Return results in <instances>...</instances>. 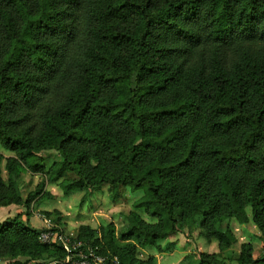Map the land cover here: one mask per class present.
Instances as JSON below:
<instances>
[{
    "label": "trees",
    "instance_id": "1",
    "mask_svg": "<svg viewBox=\"0 0 264 264\" xmlns=\"http://www.w3.org/2000/svg\"><path fill=\"white\" fill-rule=\"evenodd\" d=\"M0 145L13 154L3 168L0 156V209L28 208L37 194L23 201L18 181L49 151L64 193L142 192L133 207L155 224L133 212L81 248L118 264H156L138 250L198 217L223 249L231 220L263 232L264 0H0ZM20 217L0 222V258L63 263ZM237 264L264 255L245 246Z\"/></svg>",
    "mask_w": 264,
    "mask_h": 264
},
{
    "label": "rangeland",
    "instance_id": "2",
    "mask_svg": "<svg viewBox=\"0 0 264 264\" xmlns=\"http://www.w3.org/2000/svg\"><path fill=\"white\" fill-rule=\"evenodd\" d=\"M0 156L3 158V168L4 160L13 157V154L0 145ZM38 158L40 160L30 158L28 162L41 165L43 172L37 174L29 171L23 172L18 181V190L23 201L34 194L37 195L28 208L20 204L0 210V222L14 219L19 215L21 221L40 234L50 230L53 233L58 232L65 235L69 242L75 245L78 254L82 252V247L94 246L93 240L102 239L108 225H111L115 235L119 236L128 224L130 213L138 214L148 224L156 223L144 208L136 210L133 207V204L142 196L141 191L132 192L123 187L111 190L109 186L104 185L89 193L85 190H70L64 193L60 187L63 180L50 181L47 175L52 164L59 161L57 154L53 151L42 152ZM2 176L3 179H7L4 169ZM200 223L201 218L199 217L189 223L181 222L176 232L171 233L166 240L156 243L157 247L139 249L138 258L146 259L148 256H153L156 264H198V254L202 253L223 264H237L240 252L245 246L251 248L253 259L264 255V231H259L252 222L241 225L231 220L227 224L234 238V243L227 249L221 248L216 241L207 242L200 235ZM81 227L93 231V238L80 237ZM99 250L98 248L96 255L102 257L106 263L111 261L113 264H118L116 259L109 257L108 254H100ZM10 263L9 259L0 258V264ZM19 263L26 264L23 259H20ZM38 264L61 263L41 262Z\"/></svg>",
    "mask_w": 264,
    "mask_h": 264
},
{
    "label": "built area",
    "instance_id": "3",
    "mask_svg": "<svg viewBox=\"0 0 264 264\" xmlns=\"http://www.w3.org/2000/svg\"><path fill=\"white\" fill-rule=\"evenodd\" d=\"M40 239L45 244L55 243L61 246L62 250L66 253V258L61 264H106L102 257L96 255V248L92 249L86 247L80 254H78L75 245L71 244L65 235L61 233H53L52 231L47 230L40 234ZM77 257H79V259ZM75 260H77L76 263Z\"/></svg>",
    "mask_w": 264,
    "mask_h": 264
},
{
    "label": "crops",
    "instance_id": "4",
    "mask_svg": "<svg viewBox=\"0 0 264 264\" xmlns=\"http://www.w3.org/2000/svg\"><path fill=\"white\" fill-rule=\"evenodd\" d=\"M6 209H8V208H6ZM0 210H3V209H0Z\"/></svg>",
    "mask_w": 264,
    "mask_h": 264
}]
</instances>
